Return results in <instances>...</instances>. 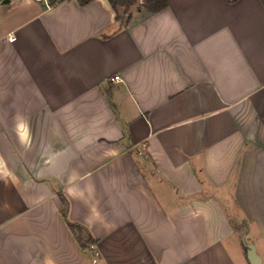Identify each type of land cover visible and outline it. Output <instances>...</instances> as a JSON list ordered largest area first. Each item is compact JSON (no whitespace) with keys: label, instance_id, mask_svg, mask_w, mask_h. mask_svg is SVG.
Here are the masks:
<instances>
[{"label":"crops","instance_id":"1","mask_svg":"<svg viewBox=\"0 0 264 264\" xmlns=\"http://www.w3.org/2000/svg\"><path fill=\"white\" fill-rule=\"evenodd\" d=\"M167 2L0 0V264L264 261V0Z\"/></svg>","mask_w":264,"mask_h":264},{"label":"trees","instance_id":"2","mask_svg":"<svg viewBox=\"0 0 264 264\" xmlns=\"http://www.w3.org/2000/svg\"><path fill=\"white\" fill-rule=\"evenodd\" d=\"M61 0H50V5H54ZM81 4L85 5L92 0H79ZM114 9L117 11V20L121 23L128 24L131 21L132 13L130 9L132 6L138 3V0H109ZM234 1V0H231ZM143 7L150 12H157L167 7V0H143ZM63 200L65 202V207L63 208V215L67 217V199L62 194ZM67 222L73 233L76 235L81 246L88 247L90 243H96V239L92 237L91 234L87 233V238H85L83 232L85 229L78 223L72 222L68 218Z\"/></svg>","mask_w":264,"mask_h":264},{"label":"water","instance_id":"3","mask_svg":"<svg viewBox=\"0 0 264 264\" xmlns=\"http://www.w3.org/2000/svg\"><path fill=\"white\" fill-rule=\"evenodd\" d=\"M247 231L244 233L243 242L247 249V257L251 264H264L262 256L259 254L257 250V246L255 243L250 242L246 238Z\"/></svg>","mask_w":264,"mask_h":264},{"label":"rangeland","instance_id":"4","mask_svg":"<svg viewBox=\"0 0 264 264\" xmlns=\"http://www.w3.org/2000/svg\"><path fill=\"white\" fill-rule=\"evenodd\" d=\"M43 1H45V0H43ZM46 2L49 4L50 0H46ZM142 2H143V0H138V3L136 5L137 6L139 5V6L143 7V3ZM136 5H134V6H136ZM134 6H132L131 8H133ZM83 234H84L85 238H87V231H84ZM92 245H95V247L93 248ZM88 250L92 251V254L94 256V263H96L97 261H95V259L96 258L98 259V256H99L96 244L95 243H90L88 245Z\"/></svg>","mask_w":264,"mask_h":264},{"label":"built area","instance_id":"5","mask_svg":"<svg viewBox=\"0 0 264 264\" xmlns=\"http://www.w3.org/2000/svg\"><path fill=\"white\" fill-rule=\"evenodd\" d=\"M13 39H15V37H14ZM119 78H120V77H119L118 75H115V76H112V77H111V80H112V81H116V80H118ZM92 247L94 248L95 245H92ZM97 260H98V259L96 258L95 261H97Z\"/></svg>","mask_w":264,"mask_h":264}]
</instances>
